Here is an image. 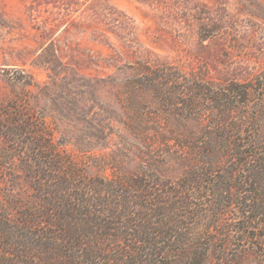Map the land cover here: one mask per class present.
I'll return each instance as SVG.
<instances>
[{
	"label": "rangeland",
	"instance_id": "obj_1",
	"mask_svg": "<svg viewBox=\"0 0 264 264\" xmlns=\"http://www.w3.org/2000/svg\"><path fill=\"white\" fill-rule=\"evenodd\" d=\"M228 83L253 88L246 112L264 130V0H0V207L31 196L28 156L69 155L108 180L153 157L179 181L212 122L204 94L192 114L184 94ZM222 224L236 245H212L209 264H261L256 240H237L238 215Z\"/></svg>",
	"mask_w": 264,
	"mask_h": 264
},
{
	"label": "trees",
	"instance_id": "obj_2",
	"mask_svg": "<svg viewBox=\"0 0 264 264\" xmlns=\"http://www.w3.org/2000/svg\"><path fill=\"white\" fill-rule=\"evenodd\" d=\"M154 81L148 90L163 95L167 84ZM252 89L228 83L184 94L190 114L198 112L193 94H204L200 112L212 122L205 147L190 143L196 157L177 182L159 174L153 157L108 180L88 178L69 155L28 156L31 196L0 207V264H209L212 245H236L233 227L222 224L232 212L243 223L237 240H256L264 264V234L248 231L264 228V130L246 112Z\"/></svg>",
	"mask_w": 264,
	"mask_h": 264
}]
</instances>
